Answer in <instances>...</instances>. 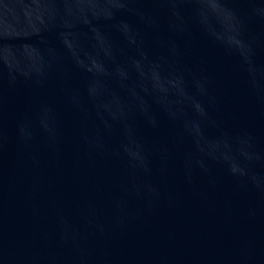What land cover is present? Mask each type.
Masks as SVG:
<instances>
[{
    "label": "water",
    "instance_id": "obj_1",
    "mask_svg": "<svg viewBox=\"0 0 264 264\" xmlns=\"http://www.w3.org/2000/svg\"><path fill=\"white\" fill-rule=\"evenodd\" d=\"M0 264H264V0H0Z\"/></svg>",
    "mask_w": 264,
    "mask_h": 264
}]
</instances>
